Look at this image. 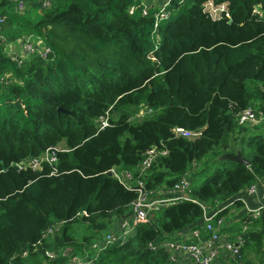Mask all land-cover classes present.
Wrapping results in <instances>:
<instances>
[{
    "label": "trees",
    "instance_id": "trees-1",
    "mask_svg": "<svg viewBox=\"0 0 264 264\" xmlns=\"http://www.w3.org/2000/svg\"><path fill=\"white\" fill-rule=\"evenodd\" d=\"M25 1L20 12L16 0H0V264H70L88 255L92 234L129 218L137 197L109 170L137 171L153 146L168 154L145 174L147 189L172 187L193 163L198 173L212 168L193 180L190 198L155 211L90 264H176L150 243L202 228L204 206L238 202L264 177V135L242 136L248 128L238 122L247 107L264 115V0H215L228 4L230 17L221 19L204 10L207 0H173L156 31L157 9L145 14L144 0H53L49 8ZM25 36L46 44L48 57L14 58L8 48ZM177 127L200 134L187 138ZM55 146L56 163L16 166ZM238 149L249 165L210 166ZM245 219L256 224L244 235L248 246L264 256V210ZM78 222L94 232L79 240Z\"/></svg>",
    "mask_w": 264,
    "mask_h": 264
},
{
    "label": "built area",
    "instance_id": "built-area-1",
    "mask_svg": "<svg viewBox=\"0 0 264 264\" xmlns=\"http://www.w3.org/2000/svg\"><path fill=\"white\" fill-rule=\"evenodd\" d=\"M17 9L22 12L25 10L26 1L16 0ZM53 0H43V6L46 8L51 7ZM173 0H163L161 5L154 13V31H156L163 20L169 19L172 16L170 5ZM144 4V1H143ZM150 6L144 4L143 12L148 13ZM132 9L131 11H133ZM204 10L213 18L221 19L224 17H230V12L227 3H218L215 0H207L204 3ZM260 15H263L260 7L256 9ZM1 20V19H0ZM18 45L23 55L21 57L14 55V58H23L26 55H38L42 58H47L50 52V48L46 46L40 39L34 36H25L18 39L16 43L10 44L9 47ZM10 50V49H9ZM11 52V51H10ZM260 116L252 107H247L241 111L239 115L240 125L256 124ZM109 125V112L98 119V126L100 129ZM175 133L187 138H192L200 134L199 131H191L183 127H177ZM61 149L60 146H55L49 149L43 156L32 157L29 160L17 163L19 169L31 167L33 169H40L44 160L49 163L57 162V151ZM168 150L166 148H159L153 146L145 152L144 158L141 161L138 170L132 171L127 168L115 166L109 170V173L113 175L122 185L128 189H134L137 192L136 199L132 202V214L129 218L121 220L119 231L110 230L103 238L102 243L98 246V251H101L106 245L117 242L125 241L130 237L137 225L142 223H148L151 221L152 214L161 208L179 202L185 197L186 193H189L191 189V173L194 170V166L190 171H187L180 180L172 187H163L160 191H154L153 189H147L144 180L145 174L152 167L154 162L161 156L167 155ZM195 163H193L194 165ZM262 183L264 186V177L259 181L251 185L246 191L254 193L256 191L257 184ZM168 195V196H166ZM205 212L203 214L204 225L202 228H195L188 232H185L179 238L162 240L158 243H150V247L154 249L164 248L171 256V259L176 264H183L180 259V255L188 254L192 257L195 264H221L218 262L220 257L233 256L236 259L242 258V246L245 241L244 235H239L235 241L230 238H225L223 235V227L225 225V217L219 215V211L211 212V208L204 206ZM264 210V206L256 208H248V213L251 218L256 219L261 216ZM88 215L85 210L81 213ZM63 223H57L48 229V234L55 235L59 229H61ZM206 237V238H205ZM51 259L57 257L54 251L47 252ZM91 256L85 255H73L70 258V264H90Z\"/></svg>",
    "mask_w": 264,
    "mask_h": 264
},
{
    "label": "crops",
    "instance_id": "crops-1",
    "mask_svg": "<svg viewBox=\"0 0 264 264\" xmlns=\"http://www.w3.org/2000/svg\"><path fill=\"white\" fill-rule=\"evenodd\" d=\"M163 0H144V4L154 7L158 9V7L161 5ZM19 47L18 45H14L10 47L11 52H16L18 54L23 55L20 47L18 50L14 47ZM248 130L242 133V136H249L254 134H262L264 135V116H260L259 121L256 124L247 125ZM238 149L237 151H239ZM236 151V152H237ZM241 151V150H240ZM234 152V153H236ZM221 160V157L218 159ZM217 160V161H218ZM216 164H218L216 162ZM214 164V165H216ZM194 172H199L201 167L197 164H194ZM193 168V167H192ZM212 168V167H211ZM211 168L206 169L203 173L196 174L197 177L192 179L191 182L201 183L211 170ZM194 180V181H193ZM168 196V195H166ZM238 202H221L217 204L215 208L211 209V212L219 211L226 209V213L223 215L225 217V225L223 227V235L225 238H230L231 240L235 241L236 238L239 235H246L249 231L252 230L253 225L250 224V222L245 219L246 216L249 215L248 208H256L259 206H264V186L262 183L257 184L256 191L254 193H249L248 191H241L237 195ZM120 223L121 220H119L115 226L113 227V230L119 231L120 229ZM252 223V221H251ZM202 225H204V219L202 218ZM86 231V224H83ZM203 227V226H202ZM110 230H105L102 233H99L98 231L96 234H92L94 231H91L92 235H95V238L90 242V251H86L88 256H94L99 253L98 246H100V243H102V238L109 232ZM190 231V230H188ZM183 231L181 233V236L185 234ZM79 240H82L83 233H77L76 234ZM180 236V237H181ZM206 238V237H205ZM242 250V258L236 259L235 257L227 256V257H220L218 259V262L221 264H264V256H258L254 253V251L251 249V247L248 246V242L245 240L244 244L241 248ZM180 259L182 260L183 264H195L192 257L188 254H182L180 255Z\"/></svg>",
    "mask_w": 264,
    "mask_h": 264
},
{
    "label": "water",
    "instance_id": "water-1",
    "mask_svg": "<svg viewBox=\"0 0 264 264\" xmlns=\"http://www.w3.org/2000/svg\"><path fill=\"white\" fill-rule=\"evenodd\" d=\"M230 22H232V20L230 19L229 20ZM60 111H63V112H68V110H65L63 109L62 107L59 108ZM221 159H228V160H231V161H234V162H237V163H245L247 165L250 164V160L245 158L242 151H237L236 153H233V152H227V153H224L222 156H221ZM4 170H6V168H4ZM111 174V173H110ZM185 197L186 198H190V194L189 193H186L185 194ZM190 230V228H186L184 231H188ZM67 253H69V251H67Z\"/></svg>",
    "mask_w": 264,
    "mask_h": 264
},
{
    "label": "rangeland",
    "instance_id": "rangeland-1",
    "mask_svg": "<svg viewBox=\"0 0 264 264\" xmlns=\"http://www.w3.org/2000/svg\"><path fill=\"white\" fill-rule=\"evenodd\" d=\"M15 48L18 50L19 47H16V46H15L14 49H15ZM8 49H10V47H9ZM9 51H10V50H9ZM15 55H17V56L20 57L21 54L18 55V54L16 53ZM144 112H145V111L142 110L141 114H144ZM221 156H222V155H221ZM221 156L214 158V159L211 161L210 166H213V164H215L216 161H217ZM193 172H194V170H193ZM191 178H192V177H191ZM191 181H192V179H191ZM77 224H78V227H77L78 233H81V234L83 233L84 236L87 235V234H90V233H91L92 230H90V229L84 231V230H85V227L83 226V223L78 222ZM250 224H252V225H253V228H255V226H256L255 222H252V223H250ZM253 228H252V229H253ZM102 232H103V231H102Z\"/></svg>",
    "mask_w": 264,
    "mask_h": 264
},
{
    "label": "bare ground",
    "instance_id": "bare-ground-1",
    "mask_svg": "<svg viewBox=\"0 0 264 264\" xmlns=\"http://www.w3.org/2000/svg\"><path fill=\"white\" fill-rule=\"evenodd\" d=\"M48 163V162H47Z\"/></svg>",
    "mask_w": 264,
    "mask_h": 264
}]
</instances>
